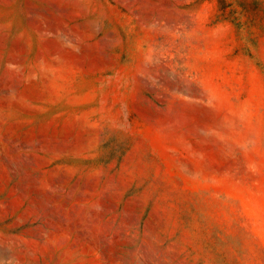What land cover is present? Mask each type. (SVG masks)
Instances as JSON below:
<instances>
[{
	"label": "rangeland",
	"instance_id": "rangeland-1",
	"mask_svg": "<svg viewBox=\"0 0 264 264\" xmlns=\"http://www.w3.org/2000/svg\"><path fill=\"white\" fill-rule=\"evenodd\" d=\"M0 264H264V0H0Z\"/></svg>",
	"mask_w": 264,
	"mask_h": 264
}]
</instances>
